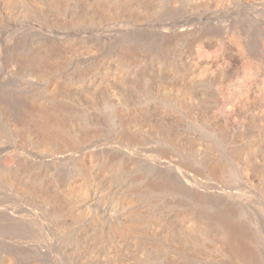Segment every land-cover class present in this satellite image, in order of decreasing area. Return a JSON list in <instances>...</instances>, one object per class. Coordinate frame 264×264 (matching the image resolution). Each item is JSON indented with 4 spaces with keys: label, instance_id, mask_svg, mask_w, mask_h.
I'll return each instance as SVG.
<instances>
[{
    "label": "bare ground",
    "instance_id": "bare-ground-1",
    "mask_svg": "<svg viewBox=\"0 0 264 264\" xmlns=\"http://www.w3.org/2000/svg\"><path fill=\"white\" fill-rule=\"evenodd\" d=\"M1 200L66 264H264V0H0Z\"/></svg>",
    "mask_w": 264,
    "mask_h": 264
},
{
    "label": "rangeland",
    "instance_id": "rangeland-1",
    "mask_svg": "<svg viewBox=\"0 0 264 264\" xmlns=\"http://www.w3.org/2000/svg\"><path fill=\"white\" fill-rule=\"evenodd\" d=\"M1 205L4 206V200L0 201ZM0 219L2 224V229L0 228V264H66L61 258V260L54 261L50 249L53 245L48 238L45 240V245L48 247L47 254L38 253L34 247V241L24 232L27 224L24 225V229L16 228L13 225L10 204L6 203L5 210L0 208ZM35 221L37 227L46 229L41 216L36 217Z\"/></svg>",
    "mask_w": 264,
    "mask_h": 264
}]
</instances>
